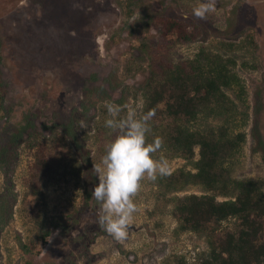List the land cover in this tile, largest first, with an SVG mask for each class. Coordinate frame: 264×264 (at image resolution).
<instances>
[{
    "label": "rangeland",
    "instance_id": "374dc122",
    "mask_svg": "<svg viewBox=\"0 0 264 264\" xmlns=\"http://www.w3.org/2000/svg\"><path fill=\"white\" fill-rule=\"evenodd\" d=\"M200 2L140 0L127 9L122 0H0V71L6 86L0 129L16 125L27 112L39 123L66 121L73 111L82 110L87 88L102 87L109 99L99 100L88 116L79 119L86 124L80 134L93 166L115 136L105 127L109 118L105 101L122 107L121 118L130 108L138 116L144 114L141 92L150 68L162 60L187 65L202 48L234 60L244 86L243 93L227 91L237 112H246L247 117L243 127L233 130L245 132V143L225 167L232 179L252 180L264 192V0H216L215 11L205 20L192 13ZM159 16L186 22L194 39L185 44L176 43L174 35L160 39ZM238 113L230 127L243 123L245 115ZM199 122L191 128H199ZM149 124L147 140L152 142L166 135L171 122L159 113ZM42 146L54 166L61 165L63 149L58 142L43 141ZM32 154L22 148L8 174L0 172V191L12 190L15 198L14 214L0 233V264H173L178 257L199 264L210 244L239 230L236 219L201 233L183 230L173 215L174 205L186 195L203 194L202 187L166 193L156 181L145 179L134 198L138 210L128 236L117 241L96 223L99 205L82 169L59 168L45 188V214L62 225L51 227L39 254H25L17 239L25 241L32 234L28 215L33 210L23 187ZM156 155L169 161L171 173L191 169L189 162L170 158L164 149ZM261 225L264 242V218ZM96 233L101 235L91 243Z\"/></svg>",
    "mask_w": 264,
    "mask_h": 264
},
{
    "label": "trees",
    "instance_id": "16d2710c",
    "mask_svg": "<svg viewBox=\"0 0 264 264\" xmlns=\"http://www.w3.org/2000/svg\"><path fill=\"white\" fill-rule=\"evenodd\" d=\"M138 1L122 0L127 9ZM156 20L160 39L174 35L178 44L194 39L186 22L165 16ZM234 67V60L201 48L187 65L162 60L152 66L141 92L144 113L154 110L155 115L163 113L170 119V128L162 137L164 151L170 154V158H181L191 165L190 170L179 169L158 178L156 186L166 193H178L187 186H200L203 190V194L186 195L174 205L173 215L183 230L201 233L228 219L239 221L238 232H228L218 242L210 244L207 256L199 264H264V242L260 240L264 192L252 180L232 179L225 167L235 158L246 139L244 131H233L243 127L247 117L246 112H237L238 106L227 94L232 90L244 91ZM5 87L0 71V109ZM87 90L81 102L82 110L73 111L66 121L39 123L33 114L27 112L16 125L0 129L2 174H8L22 148L33 153L30 170L23 182L25 196L33 210L28 215L32 234L25 241L17 239L19 249L25 254H39V246L47 244L51 227L62 225L58 220H47L45 214V188L52 183L57 169H82L84 182L89 188L98 183L86 141L80 134L79 119L88 116L89 108L99 100L109 99V95L98 86ZM237 113L245 115L243 123L230 127L229 123H233ZM197 121H200V127L191 128L190 125ZM214 121L223 124L214 125ZM48 140L58 142L63 149V160L57 167L43 152L42 143ZM11 193L12 190L7 188L0 191V233L14 214L15 198ZM218 197L224 199L219 201ZM99 235L94 234L90 242ZM173 264L188 263L184 257H178Z\"/></svg>",
    "mask_w": 264,
    "mask_h": 264
},
{
    "label": "clouds",
    "instance_id": "9594fccd",
    "mask_svg": "<svg viewBox=\"0 0 264 264\" xmlns=\"http://www.w3.org/2000/svg\"><path fill=\"white\" fill-rule=\"evenodd\" d=\"M215 6L216 0H201L192 13L197 19L205 20L215 11ZM104 106L109 116L105 127L115 136L105 145L100 162L93 164L98 183L91 197L99 205L97 225L115 240L123 241L138 210L134 198L141 190V182L145 179L155 182L170 175L171 166L164 156L156 155L163 149V139L157 136L152 142L147 140L154 110L138 116L137 110L130 108L121 118L120 105L105 101ZM80 123L81 128L86 127L84 121Z\"/></svg>",
    "mask_w": 264,
    "mask_h": 264
}]
</instances>
